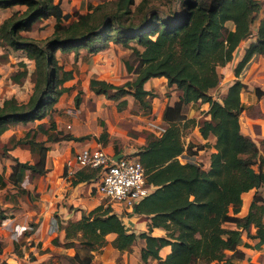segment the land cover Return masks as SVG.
<instances>
[{"label":"trees","instance_id":"16d2710c","mask_svg":"<svg viewBox=\"0 0 264 264\" xmlns=\"http://www.w3.org/2000/svg\"><path fill=\"white\" fill-rule=\"evenodd\" d=\"M14 5L24 7L1 19L0 46L6 52L19 50L32 60L30 73L22 61V68L12 73L16 79L29 78L32 92L25 102L13 96L3 98L0 134L10 124L41 119L60 94L71 90L72 86L63 83L73 78V71L63 68L56 52L71 54L75 61L105 49L109 43L127 48L123 65L132 77L120 84L92 77L88 87L114 100L129 93L134 99L132 111L138 114H149V98L157 96L144 88L149 78L165 77L166 86L174 85L176 95L174 100L168 96L161 111L163 130L158 134L146 129L135 132L144 138V144L129 154L141 163L145 183L152 187L132 206L134 213L149 219L147 230H129L110 206L100 203L82 211L77 219L58 221L64 240L60 242L55 235L53 244L90 249L82 256L77 252L61 254L60 264H95L91 251L105 245V236L110 232L115 233L113 244L117 250H130L132 244L140 243V260L155 259L156 264H232L233 259L244 256L238 247L243 232L256 240V246L264 243V138H256L261 154L256 142L240 131L239 115L244 109L240 92L246 84L237 79L219 99L212 94L222 79L219 68L232 59L240 41L254 36L234 67L235 75L252 55L264 58V0H100L93 5L88 2L82 13L76 9L63 11L61 0H0V8ZM49 17L53 19L50 36L34 38L36 22ZM255 91L260 95L258 88ZM81 93L78 89L73 96L75 107ZM192 102H207L209 117L184 118L183 108ZM189 125L197 126L203 138H214L207 168L178 160L184 151L181 131ZM41 134L45 138H40ZM83 137L56 129L51 120L29 126L20 136L12 133L0 139V157L10 158L6 177L0 167V188L8 183L16 188L13 194L10 191L9 199L16 197L17 201L24 200L26 192L29 197L31 193L37 195L34 188L48 169L45 162L51 143ZM97 140L102 146L107 143L106 130ZM16 146L28 149L32 160L21 161L9 154ZM98 173V168L82 167L68 180L70 184L92 182ZM25 174L32 192L23 186ZM252 188L255 190L247 212L238 215L242 192ZM5 217L0 210V221ZM153 227H161L165 235H152ZM28 233L29 229H22L21 241ZM5 245L4 239L0 252ZM164 245L170 250L162 258L159 249ZM0 264L8 263L0 259Z\"/></svg>","mask_w":264,"mask_h":264},{"label":"crops","instance_id":"0c3cea01","mask_svg":"<svg viewBox=\"0 0 264 264\" xmlns=\"http://www.w3.org/2000/svg\"><path fill=\"white\" fill-rule=\"evenodd\" d=\"M93 3L95 4V2ZM61 4L63 8L65 7V5L67 6L64 0H61ZM87 4H88L87 0H79L78 5L74 6V8L82 13L87 10ZM71 6H73V4L70 3V6H68L69 12L72 11V10L70 11ZM23 7L24 6L22 5H14L11 7L0 8V21L2 18L7 16L11 11L17 8L22 9ZM65 10L67 9H64L63 11ZM253 39L254 36L252 35L240 41L232 53V59L219 68V71L222 74V79L219 84L220 88L218 86V88L212 93L214 98L219 99L224 94V92L227 89V86L232 82V80L236 79V75L234 74L233 69L237 64V62L243 56L245 48ZM1 49L2 48L0 46V52L2 51ZM11 52L19 53L21 51L11 50ZM14 61L24 62L27 66L28 73H30L34 68L33 62L31 63L32 60L26 58L22 52L20 55H18L17 59H15ZM259 64L261 65V67H263L262 66L264 65L263 56L252 55V57L248 60V62L245 65V68L248 67L247 70L242 72V73L245 72V75L242 77L240 73L238 76L239 77L238 80L242 81L247 85L245 89L240 92V100L244 105V109L241 111L239 115V126H240V131L244 135L251 137L256 142L259 148V152L262 154L260 144L256 140V138H264V116L262 115L264 114V87L259 85L252 86V84L247 80L248 79L247 76L253 75L256 72L257 68L259 67ZM225 78H227L228 83H226V85L222 87V80H224ZM2 79L3 78L0 76V104L3 98H8L11 96L15 97L20 102L27 101V99L22 100L18 98V95L19 96H22V94L25 95V90L19 89L18 87L19 84L16 83L17 81L19 82L21 79L18 80L13 76H11L8 79V83H9L8 89L5 88L7 85H5L4 80ZM26 81H28L27 78H25L24 81H20L21 85L26 86L25 83ZM3 85H5L4 88ZM64 85L71 86L72 82H70V84L64 83ZM164 87H168V86H166V78L163 76L151 77L148 80H146L144 83V88L148 90H151V88H157L159 91L162 92ZM169 87L173 88L174 85H171ZM256 88L259 89L260 95L256 94L255 91ZM216 91H218V93L221 95V96L219 95L220 97L214 96V93ZM62 94H65V96H67L68 92H63ZM168 98H169L168 96L165 97V101L163 102L162 108L160 109V114L158 115L159 121H161V116H160L161 111L164 108ZM175 98L176 95L174 94L170 95L171 100H174ZM57 102L58 101H56L54 104H56ZM193 104L196 105V108L195 109L191 108V112L188 117L197 118V114H198L197 110H201V109H204V111L206 112L204 116L206 118L209 117V114L207 112L209 104L207 102H192L187 104L188 108L191 107ZM186 106H184L183 108V113ZM257 107L260 109V111L257 109ZM141 118H145V117L141 116ZM34 122L35 120L29 121L27 123H21V122L16 123L15 125H13V127L10 128V133L12 132L15 133L16 130L15 127H21V128L23 127L24 129H26V127L33 126ZM150 123L146 121V126L144 125L143 128L147 130L151 129V127L148 125ZM72 124H73L72 127L69 124L66 125L69 128L71 127V129L67 132V134H70L73 137L84 136L83 139L77 140L74 138H70V139L64 138L51 143V148L47 151L46 162H45L48 169L44 175H41L38 178L34 188L38 196L36 195L37 197H35L34 194L31 193V196L29 197L26 192L25 199L23 201V204L21 205L22 212L18 215H23L24 221L22 219V221L18 223L17 222L14 223L15 221H12L11 218L7 219V220L10 219L12 221V226L15 225V227L16 226L23 228L27 227L29 220L28 218H32V217L34 218V223H35L34 227L31 230H29V233L25 237H23L22 242L24 241V243H20V245H18L17 252L13 249L14 247H12V241L11 243L5 245L2 248V251L0 252V259H5L8 264H60V258L58 256L61 254L73 255L74 253L77 252L79 255L82 256L90 251V249H85L84 247L81 246H76V247L63 246V245H56L51 242V239L55 235L58 236L60 242H63L64 240L63 231L58 229V221L61 223H65L68 219H77L80 217L82 211H89L93 207L99 205L104 199L102 195L96 192L94 188L95 181L92 182L82 181L76 184H70L68 180L69 176L66 175L67 171L68 170L75 171L78 169V166L74 162V158H73L74 152L83 146H94L95 144H100L97 138H95L97 137V132L95 131L88 132L84 130L82 126H79V124L77 123H72ZM132 127L135 128L136 126L132 124ZM57 129L59 130V128ZM106 132L107 133L110 132V134L107 135V143L104 146H102L101 144L100 145L109 153L130 154L137 151L144 144V138L141 136H137V135L128 136L125 133H120L117 135L114 134L113 136L111 129H109L108 131L106 129ZM194 132L197 138L203 140L206 139L200 135L197 126H195ZM10 133L6 134V137ZM88 134L90 135L89 139L86 138L88 137ZM42 138H44V136H42ZM113 138L115 139L119 138L121 140L120 142L121 146L120 144L118 145V142H115ZM128 138L131 139L129 140L130 142L128 141ZM213 139L214 138H212L211 140L209 139V141L213 142ZM124 141H126V144H122V142ZM211 148L214 150L212 145ZM8 152L12 156L17 157L18 160L31 161L30 160L31 157L28 149H23L19 146H16L10 149ZM208 164L209 161L206 162V164H204V168H207ZM9 172H10V166L8 165L4 173L5 177L9 174ZM24 176L27 177V174H25ZM22 183L23 186H26V189L29 190V192H32L31 191L32 188L26 185V183L28 184L27 178H26V183L25 181H22ZM6 186H10L9 183ZM150 190H152V187L149 186V192ZM254 190L255 189L252 188L249 189L248 191L242 192L241 206L238 215H244L247 212L249 204L252 200ZM262 195L264 197V191L262 192ZM31 203H34L35 206L33 207ZM118 204L119 203H117V205ZM9 205L11 206L12 204L10 203ZM118 206L121 208L118 209L114 208L111 210L114 211L121 218L122 222L129 230H133L136 233L147 230V223L149 219L145 215L134 213L132 208H124L121 206V204H119ZM15 217L17 216L14 215V217L12 218ZM7 220L5 217V219H3L1 223L4 225L7 222ZM226 225L233 227L232 224H226ZM254 230L255 228L251 227L250 231L254 232ZM21 231L22 230L18 231V235H20ZM165 233L166 231L161 227H153L151 230V234L156 236H164ZM18 235L14 238L15 240L18 237ZM105 238H106L105 245H103L99 249L91 251L93 254L92 261L95 264H156L155 259H148L146 262H142L140 260L139 258L140 243L132 244L130 246V250L120 251L117 250L113 244L115 233L110 232L106 234ZM241 238H242V243L238 247L244 253V256L240 259H233L232 264L264 263V243H261L260 245L256 246L255 245L256 240L246 237L244 232L242 233ZM4 239L5 238H2L0 242H2ZM6 247L8 252H6V250L4 249ZM133 248L135 249L134 251ZM169 250H170L169 245H164L159 249V255L163 258L169 252ZM131 253H132V257H131ZM227 253H230V251H227ZM61 264H73V263L67 261ZM208 264H225V263L223 261H219V262L212 261L209 262Z\"/></svg>","mask_w":264,"mask_h":264},{"label":"rangeland","instance_id":"374dc122","mask_svg":"<svg viewBox=\"0 0 264 264\" xmlns=\"http://www.w3.org/2000/svg\"><path fill=\"white\" fill-rule=\"evenodd\" d=\"M98 1L100 0H87V2L91 3L92 5L94 4L93 2H95L96 4ZM137 1L138 0H136V2ZM64 2H66L67 6L65 5L63 10L67 9L65 11L69 12L68 6H70V3L73 4V6L70 7V11H71L72 9H75L74 6L78 5L79 0H64ZM261 15L262 14L259 13L258 16ZM52 23H53V19L50 17L36 22V26L34 27L35 29L32 33V36L40 40L50 36L52 31ZM229 24L230 23H228V25ZM254 25L252 26V29ZM1 50L2 51L0 52V76L3 78L2 80H4L5 85H7L6 87L5 85H3V88L5 87L6 89H8L9 88L8 79L12 76L13 71L20 70L22 68V66H20L19 61L17 62L14 61L15 59H17L18 55L21 54V52L12 53L11 50L7 52L4 51L3 49ZM128 53L129 50L127 48H124L123 46L114 43H109L108 47L98 51L97 53L88 55L87 58L85 59L78 58L75 61L72 58L71 54L62 55L56 52L58 62L62 64L63 68L72 69L73 71V78L64 82L65 84H70V82H72L71 85L72 87L71 90L68 92L67 96H65V94L62 95L60 94L57 99L58 102L52 105L51 107L47 108L45 115L41 119L35 120V122L37 123L40 121H45L46 124H48V122L53 120L55 124V128L56 129L59 128V130H61L64 133H67L71 129L73 125L72 123H77L79 124V126H82L83 129L88 132H93V131L97 132V137H99V133L101 131L106 129L107 131L111 129L113 136L114 134L117 135L120 133H125L128 136L129 135L132 136L138 130L144 129L143 126L144 125L146 126V121H148L149 123L152 122L148 124L151 127V129L148 130L152 132L161 131L163 129L164 122L162 119L161 121L158 120V115L160 114V109L162 108L163 102L165 101V97L170 96L171 94L175 95L174 87L173 88L164 87L162 92L159 91L157 88H151L150 91H152L154 94L156 93L157 96L149 98L151 110L149 114L146 115H141L136 113L135 111H132V105L134 103V99L129 93L114 100V99H108L106 96L102 94H95L88 87V81L92 77L98 79H104L114 84L123 83L125 80L132 77L131 74H128L126 72L123 65V59L128 55ZM245 65L236 75L235 80L239 79L238 76L240 73L242 77L245 75V72L242 73L243 71H246L248 68V67L245 68ZM262 66L263 67H261V65L259 64V67L257 68L256 72L253 75L247 76L248 78L247 80L252 84V86L259 85L264 87V65ZM24 79L25 77L19 78L18 80L24 81ZM27 79L28 81L25 82L26 86L21 85L20 81L16 82L19 84L18 86L19 89L25 90V95L22 94V96H19L17 94L18 98L22 100L28 99L29 95L32 92V81H30L29 78ZM235 80L233 79L232 82ZM226 83H228L227 78L222 80V87H224ZM78 89H80L82 93H81V101L77 108L74 106L72 96L76 93ZM244 89L245 88H243L242 90ZM219 95L220 94L218 93V91L214 93L215 97H218ZM191 108L195 109L196 105L193 104L189 108L188 105L185 107L184 113L186 115L183 113L184 118H189L188 116L190 115ZM257 109L260 111L258 107ZM197 112H198L197 118L204 116V114L206 113L204 109L197 110ZM262 115L264 116V114ZM141 116L145 118H141ZM35 122L33 123V126L36 124ZM15 124L8 125V127L0 134L1 140H5L12 133L15 134L16 136H20L23 134V132L25 131L23 127L22 128L15 127L16 128L15 133L14 132L10 133V128L13 127V125ZM67 124L71 125V127L70 128L67 127L66 126ZM132 124H134L136 127L133 128ZM194 130H195V126L189 125L183 128L181 131V140L184 144V151L179 156V158L181 159L180 162L182 163L185 161L196 162L204 168V164L208 162L209 152L213 151V149L211 148L212 142H210L209 139L207 138L205 140L197 138ZM8 133L10 134L7 135L6 137V134ZM109 134L110 132L107 133V135ZM42 136H44L45 138V135L42 134L39 137L42 138ZM86 138L89 139L90 135L88 134V137ZM113 139L115 140V142H118V145L120 144L121 146L120 143L121 140L119 138L118 139L113 138ZM129 140L131 139L128 138V141ZM122 144H126V141L122 142ZM8 156L0 157V167L4 169L3 174L5 173L6 167H8L10 162V158ZM30 160H32V158ZM26 178H27L26 176H24L23 178V181H25V183H26ZM26 185L29 186L27 183ZM9 187L10 186L0 188V210L4 212L6 216V220L8 218H11L12 221H15L14 223L16 222L18 223L22 221V219L24 221V216L18 215L22 212L21 205L23 204L24 200L17 201L16 197L11 198L12 200L9 199L10 190H11V194H13L14 191L16 190V188L14 187H10V188ZM34 196L37 197L38 195L37 196L34 195ZM8 203L9 204L11 203L12 205L10 206ZM101 203H103L106 206L107 205L110 206L111 209L121 208L118 206L119 204L117 205V203H111L105 198L102 200ZM31 205L33 207L35 206L34 203H31ZM14 206H18V208L21 207V209L16 211L15 209H13ZM14 215L17 217L12 218L14 217ZM28 219H27L28 225L26 228L31 230L35 224L34 218L32 217ZM11 220L10 219L7 220V222L4 225L1 223L2 221H0V223L2 224V225L0 224L1 225L0 241L2 240V238H5V242L7 244L11 243L12 241V247H13V243H17V247H18L20 243H24V241L23 242L21 241L22 239L21 235H18V231L22 230L23 227H18V226L15 227V225L12 226ZM17 235L18 237L15 240L14 238ZM17 247L15 249L13 248L16 252L18 250ZM84 248L88 249L86 247ZM4 249L6 250V252H8L7 247ZM134 250L135 249L133 248V251ZM131 257H132V253H131Z\"/></svg>","mask_w":264,"mask_h":264},{"label":"built area","instance_id":"2783aa9c","mask_svg":"<svg viewBox=\"0 0 264 264\" xmlns=\"http://www.w3.org/2000/svg\"><path fill=\"white\" fill-rule=\"evenodd\" d=\"M161 131L154 133L158 134ZM117 155L109 153L100 144H95L80 147L74 152L73 158L78 169L82 167L99 169L98 178L94 183L98 194L111 203H119L124 208H132L149 192V186L145 183L143 167L136 157L128 153H120L116 157ZM75 171L68 170L66 175L71 176Z\"/></svg>","mask_w":264,"mask_h":264},{"label":"water","instance_id":"95a60500","mask_svg":"<svg viewBox=\"0 0 264 264\" xmlns=\"http://www.w3.org/2000/svg\"><path fill=\"white\" fill-rule=\"evenodd\" d=\"M120 154H118L116 157H118Z\"/></svg>","mask_w":264,"mask_h":264}]
</instances>
